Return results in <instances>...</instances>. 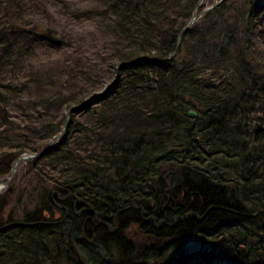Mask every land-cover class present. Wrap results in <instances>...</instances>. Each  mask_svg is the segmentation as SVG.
I'll return each instance as SVG.
<instances>
[{
  "label": "trees",
  "instance_id": "16d2710c",
  "mask_svg": "<svg viewBox=\"0 0 264 264\" xmlns=\"http://www.w3.org/2000/svg\"><path fill=\"white\" fill-rule=\"evenodd\" d=\"M38 1L0 0L6 160L39 152L60 133L65 111L100 83L89 53L64 43L44 3L45 21L35 22ZM228 1L212 24L184 35L175 57L199 0H93L78 10L60 1L66 14L96 22L123 66L113 90L74 112L62 142L32 161L38 182L50 187L36 208L0 224V264H192L195 257L198 264H264V58L254 45L264 41V0L241 4L242 30L221 15ZM238 33L230 83L226 63ZM53 52L63 54L40 60ZM82 83L87 97L76 100ZM53 192L68 201L52 200ZM75 202L77 212H93L77 216ZM139 206L143 217L133 210ZM132 225L149 238L124 237ZM193 239L200 245L185 253ZM165 244L182 245L177 255L192 258L166 256Z\"/></svg>",
  "mask_w": 264,
  "mask_h": 264
},
{
  "label": "rangeland",
  "instance_id": "374dc122",
  "mask_svg": "<svg viewBox=\"0 0 264 264\" xmlns=\"http://www.w3.org/2000/svg\"><path fill=\"white\" fill-rule=\"evenodd\" d=\"M60 1L61 0H41L40 2L38 1L37 3H35L36 4L35 9H39V10L31 14V16H33L36 23L40 21L44 22L45 21V18L43 16L44 14L41 13V10H44V6H43L44 3L45 9H47L50 15H52V18H54L52 20V23L57 27L58 31L61 33L60 36H62V40L64 41V43L66 45H70L71 50H73V47L80 46L78 49L89 53V57L91 59L90 64L94 66L92 74L100 75V83L97 85L98 90L95 91L93 95L95 96L100 95V98L103 96L105 97L106 95H108V93H110L113 90L112 88L115 86L116 82L120 78L119 72L116 71L119 64L118 61L114 58L115 50L111 49L108 42L105 41V39L99 32H97L95 27L96 22L83 20V19L80 20L78 18L72 17L70 14H66L64 12L65 10L63 8V5L60 3ZM65 1L69 4V6L72 9H77V10L86 9L93 5V0H65ZM225 1L227 0H202L201 10H207L211 8L212 5L216 2L218 3L219 6H221L223 3H225ZM243 2L244 0H229L228 3L231 6H228L227 9L223 11L224 14L221 13V15H223L222 17L225 20L226 24L237 25V27H239L241 30H242L241 21L243 19L241 17L242 8L240 7ZM55 4L57 5V7L54 6ZM213 12H216V8L209 15L204 14L205 16L204 15L201 16V18H199V20L194 25L193 31L196 30V28L205 29L207 25L212 24L213 20L211 14ZM28 21H33V20L29 19ZM243 21L245 23V20ZM245 27L246 26L244 25L243 29H245ZM241 38H242L241 33L236 34L235 39L237 41V44L233 46V51L232 53H230L229 59L231 60L226 63L230 73L228 74L229 76L227 75L224 79L227 80V78L229 77L228 80L231 81L228 82L230 83L235 82L237 79V76L234 71L235 69L233 70V67L236 66V63L238 61V60L235 61L236 53L242 49ZM259 39H258L259 43H257V45L256 44L254 45L257 50V55L262 56V58H264V41H261V39L260 40ZM218 46L220 45L217 44V47ZM62 54L63 52L42 54L40 60L48 63V60L51 57H53L54 59H58L59 56ZM97 81L98 80H96V82ZM84 84L86 83L81 84L80 89L78 90L79 96L78 95L76 96L77 97L76 100L79 98L85 99L87 97L86 91L88 88ZM77 105H78L77 103L73 104V106H77ZM91 108L93 111H96L97 109H99V106L98 104H95L92 105ZM191 111L196 113L195 110H190L188 114ZM67 112L68 111H65V116L67 115ZM11 115L17 117L15 111ZM196 117H197V113H196ZM16 157L17 156L7 160L4 158H0V185L2 183L8 182L7 181L8 178L11 177L12 175L11 167ZM33 167L34 165L32 164V162L20 164L18 169L15 171L14 178L11 180V182H9V184L5 188H3V190L0 191V204L3 205L2 212L0 210L2 215V217L0 218V224L3 225L6 224V222L10 219H19L23 211H31L30 209L36 208L40 204V202H42V199L43 200L46 199L45 195L42 198L41 193L39 192H41V190H44L45 187H50V186L38 182L39 179L37 178L36 173L33 171ZM48 191H50V188H48ZM28 193L31 194L30 199H27ZM139 209L143 211L144 207L139 206ZM56 217L59 216H55V218ZM154 223L156 224L157 222L155 221ZM156 227L160 228V223H157ZM122 234L124 235V237L132 241L133 240L138 241L137 243H139V241L144 242L146 240L144 239V237H146L145 235H147V237L149 238L148 233L145 234L144 231L140 232L139 227L134 225L127 227L125 232H122ZM140 234L143 235V237H141ZM151 239L152 238H150V240ZM166 245L168 244H165V246ZM199 245L200 244L193 239L185 243V248H183L182 245H178L175 249L172 246H166L164 252L166 256H170V254H173L175 258H180L181 262L183 260H187L189 262L188 259H191L192 258L191 256L187 257V259L181 260V257L178 256L177 253L180 251V248H183V251L185 253L187 252V249H189V254L193 253L195 252V249ZM180 254L183 255V253ZM195 258L194 260H192L193 261L192 264H198V261ZM156 262L158 261H154V263ZM91 264H94V262H91Z\"/></svg>",
  "mask_w": 264,
  "mask_h": 264
},
{
  "label": "water",
  "instance_id": "95a60500",
  "mask_svg": "<svg viewBox=\"0 0 264 264\" xmlns=\"http://www.w3.org/2000/svg\"><path fill=\"white\" fill-rule=\"evenodd\" d=\"M197 19H198V17H194L193 20L188 24V26H187L185 29H183V31L180 33V35L178 36V40H177V48H179V46H180V44H181V40H182V38H183V35H184L186 32H188V31L192 28L193 24L196 22ZM83 106H84V105L79 106V107H77V108H72V109H70V110L68 111V113H67V115H66V122H65V124H64V126H63V129L61 130V133H60L57 137H55V138L49 143V145H48L47 148L42 149L39 153H36V154H34V155H27V154H26V155H22V156H20V157L14 162V164L12 165V172H13L12 176H14L15 171H16L17 167H18L20 164H22V163H24V162H26V161H30V160H33V159L40 158L42 155H44L45 153H47L48 151H50L51 149H53L54 147H56L57 143H58L59 141H62V139H63V138L65 137V135H66V131H67V128H68L69 115H70L72 112L79 110V109H80L81 107H83ZM189 116L194 118V117H196V113L193 112V111H191V112L189 113ZM167 154H169V152H168ZM9 182H10V181H9ZM9 182H7L6 184H3V186L8 185ZM55 194H56V192H54V195H55ZM64 200H66V199H63L62 201H64ZM135 210H136V208H135Z\"/></svg>",
  "mask_w": 264,
  "mask_h": 264
},
{
  "label": "bare ground",
  "instance_id": "6f19581e",
  "mask_svg": "<svg viewBox=\"0 0 264 264\" xmlns=\"http://www.w3.org/2000/svg\"><path fill=\"white\" fill-rule=\"evenodd\" d=\"M1 187V186H0Z\"/></svg>",
  "mask_w": 264,
  "mask_h": 264
}]
</instances>
